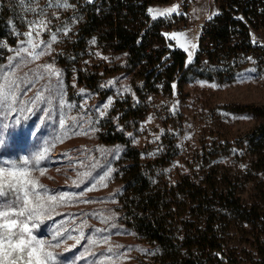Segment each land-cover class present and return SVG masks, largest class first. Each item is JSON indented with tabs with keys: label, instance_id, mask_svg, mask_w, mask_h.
Listing matches in <instances>:
<instances>
[{
	"label": "rangeland",
	"instance_id": "374dc122",
	"mask_svg": "<svg viewBox=\"0 0 264 264\" xmlns=\"http://www.w3.org/2000/svg\"><path fill=\"white\" fill-rule=\"evenodd\" d=\"M245 1L149 3L146 9L164 11L178 6L179 10L156 19L147 12L152 29L148 37L150 50L161 55L156 74L164 75L144 92L142 65L146 59L142 64L131 62L129 52L118 51L116 41L106 30L95 29L86 35V9L95 5L100 13L106 8L105 0H68L75 7L67 9L54 7L55 0H0L4 26L0 42L7 44L0 47V84L5 77L15 81L21 90L18 108L30 107L29 98L39 91L46 98L38 102L39 107L52 109L51 119L44 125L39 124L42 113L37 111L10 130L7 148H0V160L18 161L23 156L31 159L32 153L46 146L51 148L39 166L46 169L45 173L37 169L33 176L50 195H72L49 213L51 218L34 229V235L51 239L61 225L68 230L64 242L55 249L62 264H167L182 258L179 252L164 254L158 245L124 223V180L136 154L133 150H138L140 162L145 164L168 160L154 166L164 180L189 177L199 184L208 176L220 191L233 192L244 204L264 211V117L245 109L264 108V0H253L249 7H256L257 12L246 17V8L242 7ZM41 9L46 15H41ZM213 18H218L221 26H228L229 38L221 50L200 57L199 23ZM42 19L50 23L37 34L33 28ZM187 21L189 29H177ZM64 25L70 31L59 33L50 47L40 44L36 51L41 55L37 58L27 53L16 56L18 49L27 47L20 43L28 39L23 33L32 31L34 42H47L50 32ZM12 26L20 35L12 34ZM174 32L185 35L176 40L163 35ZM157 34L164 41L154 36ZM78 41L83 45L73 50ZM180 43H188V50L180 48ZM192 43L197 47L191 48ZM236 43L239 46L233 48ZM174 50L185 52L187 57L185 66L171 79L165 68L171 64ZM45 65H54L63 73L60 87ZM129 109L137 111L136 118L130 121L123 119ZM2 111L4 106L0 104ZM8 115V120L0 116V125L29 113L25 110ZM37 126L40 130L33 135ZM118 133L127 136L128 144L104 141ZM109 169L111 176L101 180ZM188 214L187 211L185 218ZM222 221L226 250L245 259L258 258L264 251V228L245 225L231 215ZM81 230L84 238L79 235Z\"/></svg>",
	"mask_w": 264,
	"mask_h": 264
},
{
	"label": "trees",
	"instance_id": "16d2710c",
	"mask_svg": "<svg viewBox=\"0 0 264 264\" xmlns=\"http://www.w3.org/2000/svg\"><path fill=\"white\" fill-rule=\"evenodd\" d=\"M140 1L105 0L106 8L100 13L95 5L90 6L86 9L89 11V23L85 31L89 35L95 29L106 30L111 33L112 40L116 41L114 47L118 51L129 52L131 62L142 64L146 59L142 65L146 81L143 91L148 92L151 83L164 75V72L156 74L155 67L159 64L161 55L150 50L148 38L152 29L149 27L150 17L146 8L155 0H142L139 3ZM251 2L253 0H247L242 6L246 8L245 17L257 12L256 7H249ZM210 22H218L213 30L223 43L210 53L212 54L224 47L229 33L228 26H221L218 18H213ZM3 35L4 26L0 20V39ZM159 37L164 41L162 36ZM79 43L80 41L74 43L73 50L83 45ZM238 46L236 43L233 48ZM149 51L153 53L149 54ZM186 57V53L181 50L171 51V64L165 68L166 75L173 79V75L185 66ZM245 109L264 117V108ZM136 116L137 111L129 109L123 119L126 117L130 121ZM104 141L128 144L127 136L122 133H118L112 140L105 138ZM130 151L132 150L129 153ZM133 151L136 154L127 166L124 180V223L152 244L158 245L164 254L180 253L182 258H178L176 262L169 260L167 264H264L263 250L258 258L251 259L228 252L222 244L220 228L222 220L228 215L238 217L245 225L264 228L262 209L244 204L233 192L220 191L215 181L208 176L200 180L199 184L189 177L164 180L154 166L160 162L166 164L168 160L158 159L145 164L140 162L138 150ZM187 211L189 217L185 218Z\"/></svg>",
	"mask_w": 264,
	"mask_h": 264
},
{
	"label": "snow or ice",
	"instance_id": "6c2138e0",
	"mask_svg": "<svg viewBox=\"0 0 264 264\" xmlns=\"http://www.w3.org/2000/svg\"><path fill=\"white\" fill-rule=\"evenodd\" d=\"M24 0H21L23 3ZM54 7L60 8H74L75 6L70 4L68 0H55ZM39 7V5H37ZM29 10L35 11L30 8ZM179 10L178 6H173L164 11H156L154 8L149 7L147 12L153 19L157 17H166ZM41 15H46L41 9ZM242 19V17H241ZM50 21L42 19L39 25L33 28L37 34H39L41 28L47 29ZM11 25V22H9ZM29 27H32V22H29ZM12 34L20 35L15 31L12 26ZM70 31V27L64 25L57 29V31L50 32L49 41L34 42L33 32H26L28 39L26 41H20L21 44H26L27 47H23L16 51L17 57H22L23 53H27L28 56L37 58L41 55L36 51L40 47V44H44L45 47H50L51 43L58 39L59 33L66 34ZM164 36H171L173 40L185 35L184 33H164ZM93 39L92 43H95ZM0 47H7V44L0 42ZM180 48H184L186 51L189 48L188 43H180ZM191 48L197 47L192 43ZM14 59V58H10ZM249 59H251L249 57ZM191 60V53L189 52V61ZM44 68L50 76L57 78V86L60 87L63 73L55 69L54 65H45ZM5 82L0 84V104L4 106V111L0 112V116H3L5 120L9 119V113H15L17 111L23 113L25 110L29 115L15 116L11 119L10 123L0 125L3 131H0V148H7L8 136L10 130L15 129L17 126H21L24 121L30 119L31 115H35L37 111H40L42 115L39 117V124L44 125L47 119H51L52 109H43L39 107L38 102L45 100L44 92L34 93V98L30 97L31 106L26 109L23 107L18 108L17 105L22 101L19 98L20 89L15 85V81H9L7 77L4 78ZM45 91H49L45 89ZM100 115H105L104 112H100ZM62 126L64 122H61ZM37 126L33 135L39 132ZM131 136L132 134L129 133ZM51 151L50 147H44L29 156H23L20 160H0V264H62L60 254L55 251L56 248L64 242V236L67 235L68 230L61 225L56 232L52 235L51 239L38 238L34 235V229L40 227L41 223L46 219H50V212H53L57 206L63 203L66 199H69L72 194L59 193L57 195L48 194L49 190L45 185H42L37 178L33 176V172L37 169L43 175L46 169L39 168L42 161L48 158V153ZM3 155V153H0ZM7 165V166H5ZM111 169L104 173L101 180L111 176ZM81 196L83 193L80 194ZM88 202V201H85ZM86 223V222H85ZM81 238H84V233L81 230L79 233ZM69 239H75V237L68 236ZM80 241L77 240L76 243ZM96 243V241H92ZM111 251V249H109ZM106 260H110L106 257Z\"/></svg>",
	"mask_w": 264,
	"mask_h": 264
},
{
	"label": "built area",
	"instance_id": "2783aa9c",
	"mask_svg": "<svg viewBox=\"0 0 264 264\" xmlns=\"http://www.w3.org/2000/svg\"><path fill=\"white\" fill-rule=\"evenodd\" d=\"M202 26V35H201V46L198 52V55L201 57H207L213 50L223 45V43L215 36V32L213 30L214 26L218 25V22H200ZM190 22H181L177 29L180 31H184L189 29Z\"/></svg>",
	"mask_w": 264,
	"mask_h": 264
}]
</instances>
